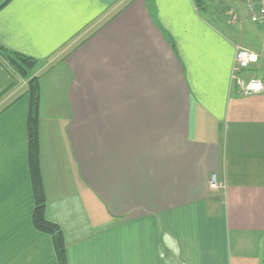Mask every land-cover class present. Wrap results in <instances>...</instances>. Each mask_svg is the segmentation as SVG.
<instances>
[{"label": "crops", "instance_id": "1", "mask_svg": "<svg viewBox=\"0 0 264 264\" xmlns=\"http://www.w3.org/2000/svg\"><path fill=\"white\" fill-rule=\"evenodd\" d=\"M206 8L0 0V45L40 63L44 217L67 264H264V38ZM238 47L257 56L238 77L262 92L233 80ZM18 85L0 100V264H58L32 221Z\"/></svg>", "mask_w": 264, "mask_h": 264}, {"label": "trees", "instance_id": "2", "mask_svg": "<svg viewBox=\"0 0 264 264\" xmlns=\"http://www.w3.org/2000/svg\"><path fill=\"white\" fill-rule=\"evenodd\" d=\"M8 63L13 78L26 81L25 94L29 95V114L27 122L29 171L35 195L33 225L52 238L58 264H67L63 235L58 225L49 222L44 217L45 198L42 191L41 177L38 164V107L40 101L39 73L40 63L32 57L11 51L0 45V61ZM15 80V79H14Z\"/></svg>", "mask_w": 264, "mask_h": 264}, {"label": "rangeland", "instance_id": "3", "mask_svg": "<svg viewBox=\"0 0 264 264\" xmlns=\"http://www.w3.org/2000/svg\"><path fill=\"white\" fill-rule=\"evenodd\" d=\"M219 0H205L206 3V9L207 11L212 10L216 16H218L219 18H223V22H221L222 26L225 25V20H228L229 18H231V13H234L237 17H238V21L240 23L239 27H235L238 31V35L240 37L243 38V40H247V38L250 36V34L247 32V28H252L256 31H258V39L259 40H263L264 38V29H261L259 26L253 24L252 22H250L245 14V11L241 5V2L239 0H222V2L219 4L218 3ZM197 3V2H196ZM226 7V9H225ZM227 7H229L230 9V13L229 10L227 9ZM204 16H206L207 18H209V16L207 15V13L202 12ZM228 13V15H227ZM231 22V21H229ZM214 23L218 24L219 27L221 29H223L221 27V25L214 20ZM246 29L247 32V37L244 36L243 31ZM251 38V37H249ZM8 63L5 60H1L0 61V100L2 98H4L9 91H12V89H14L18 84H22V82H24V79H21L19 77L17 78H13L12 73L8 70ZM39 71V69H38ZM42 75L44 74L41 73ZM41 75V76H42ZM14 79L17 80L14 83ZM26 83V81H25ZM20 86V85H18ZM25 89H27V86L25 85V87L22 89V91H24ZM21 91V92H22Z\"/></svg>", "mask_w": 264, "mask_h": 264}, {"label": "built area", "instance_id": "4", "mask_svg": "<svg viewBox=\"0 0 264 264\" xmlns=\"http://www.w3.org/2000/svg\"><path fill=\"white\" fill-rule=\"evenodd\" d=\"M247 18L256 23L259 26L264 27V0H240ZM257 56L250 50L245 48L237 49L235 56V65L233 68V80L240 88V92L244 96L251 94H257L263 91V84L256 78H251L247 81H243L238 77V73L247 68L251 63L255 62ZM209 186L211 188H218L215 174H211L209 178Z\"/></svg>", "mask_w": 264, "mask_h": 264}]
</instances>
